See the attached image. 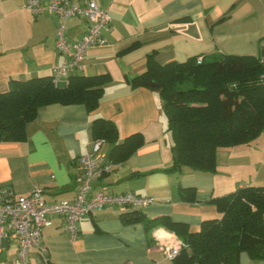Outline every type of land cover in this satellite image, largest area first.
Listing matches in <instances>:
<instances>
[{"label":"crops","instance_id":"crops-1","mask_svg":"<svg viewBox=\"0 0 264 264\" xmlns=\"http://www.w3.org/2000/svg\"><path fill=\"white\" fill-rule=\"evenodd\" d=\"M96 1L112 16L111 28L104 32L108 42L87 50L80 74L111 76L98 107L90 111L83 103L41 106L27 125L26 140L0 143V189L19 196L39 184L48 202L73 199L79 158L93 148V121L112 120L119 142L134 133H141L144 141L115 163L96 187L150 195L155 202L127 210L144 217L140 220L125 218L126 211L114 205L97 210L80 221L77 239L67 232L64 219L53 215V223L43 230L48 254L33 248L31 264H174L157 240L170 231L146 221L166 216L198 231L203 221L222 217L212 199L239 187L264 186V131L250 143L218 148L214 172L189 166L170 170L173 140L161 94L134 88L128 79L147 69L152 53L161 64L215 52L257 55L264 43V0ZM25 4L0 0V92L12 89L15 80L51 76L54 64L63 58L56 49L59 18L49 13L34 16ZM66 29L77 41L88 23L70 17ZM112 148L104 141V153L109 156ZM182 188H194L195 194L183 196ZM17 250L15 239L0 237V264H16ZM240 263L264 264V259L242 252Z\"/></svg>","mask_w":264,"mask_h":264},{"label":"trees","instance_id":"trees-1","mask_svg":"<svg viewBox=\"0 0 264 264\" xmlns=\"http://www.w3.org/2000/svg\"><path fill=\"white\" fill-rule=\"evenodd\" d=\"M202 58L161 64L152 53L147 69L128 79L134 88L147 87L161 94L173 140L170 170L189 166L214 172L218 148L250 143L264 131V43L257 55L215 52ZM110 79L109 74L79 72L60 87H55L52 75L15 80L12 89L0 92V143L26 140L27 125L41 106L83 103L90 111L96 109ZM93 134L112 143L108 157L115 163L144 141L141 133H134L119 142L116 123L102 117L94 119ZM181 192L193 196L195 189ZM212 202L222 217L203 221L198 231L166 216L146 221L164 226L187 243L174 264H241L242 252L264 259V186L239 187ZM135 213L123 215L144 219Z\"/></svg>","mask_w":264,"mask_h":264},{"label":"built area","instance_id":"built-area-1","mask_svg":"<svg viewBox=\"0 0 264 264\" xmlns=\"http://www.w3.org/2000/svg\"><path fill=\"white\" fill-rule=\"evenodd\" d=\"M25 6L34 16L49 13L59 18L56 49L63 58L53 67L52 81L55 87L68 85L70 78L84 69L89 48L108 42L104 32L111 28L112 16L96 0H26ZM70 17H79L88 23L87 31L77 41H72L67 35L66 20ZM198 59L202 61L203 58ZM104 141L95 139L92 150L79 158L78 188L71 200L48 202L44 188L39 184L28 194L19 196L9 189H0V237L16 240V264H31L30 252L33 248L43 255L48 254L43 230L53 223V215L62 217L71 238L77 239L80 221L97 210L110 205L123 211L140 210L155 202L150 195L132 191L117 193L106 186L96 187L97 181L115 166V162L102 151ZM157 240L158 247L172 260L187 247V243L173 232Z\"/></svg>","mask_w":264,"mask_h":264}]
</instances>
